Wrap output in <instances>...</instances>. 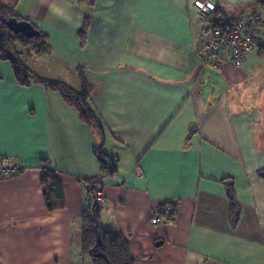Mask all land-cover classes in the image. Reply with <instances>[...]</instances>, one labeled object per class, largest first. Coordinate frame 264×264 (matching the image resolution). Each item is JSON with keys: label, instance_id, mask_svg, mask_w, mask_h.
Here are the masks:
<instances>
[{"label": "crops", "instance_id": "crops-1", "mask_svg": "<svg viewBox=\"0 0 264 264\" xmlns=\"http://www.w3.org/2000/svg\"><path fill=\"white\" fill-rule=\"evenodd\" d=\"M12 1L50 45L26 65L78 91L82 73L105 135L59 91L21 85L0 58V157L24 167L0 178V264H95L83 251V217L88 184L102 174L99 146L118 159L97 186L99 221L128 240L134 264H264L260 0H207L230 24L262 10V37L240 67L200 57L206 0ZM53 55L70 76L43 64ZM43 164L62 179V208L47 207ZM167 203L177 207L174 219L153 224Z\"/></svg>", "mask_w": 264, "mask_h": 264}, {"label": "trees", "instance_id": "trees-1", "mask_svg": "<svg viewBox=\"0 0 264 264\" xmlns=\"http://www.w3.org/2000/svg\"><path fill=\"white\" fill-rule=\"evenodd\" d=\"M10 3H12V0H0V58L9 60L12 63L16 78L21 85L30 86L32 81H36L59 91L68 103L80 110L84 122L104 137L105 129L90 103L91 85L82 73H80L82 89L78 91L66 82L38 75L22 60V53L19 51L18 43L22 44L21 46L23 47L27 44L35 43L31 48V52L39 56L47 55L50 52V45L45 33H42L38 38L27 39L9 28L7 21L10 18L25 19L17 13L15 6ZM261 4L264 5L263 3ZM207 22L209 27L213 28H226L230 24L221 9L207 16ZM200 39L201 34H199V44L201 43ZM95 152L102 174L88 184V193L96 196L98 191H100L97 187L98 184L117 171L118 159L107 154L103 146L96 147ZM41 168L43 170L42 185L47 207L49 210L64 207L65 194L62 179L54 169L44 164ZM99 203L101 204V202ZM165 205L172 207L173 212L170 215V220L174 219L176 205L167 203L159 208ZM100 212L101 207L99 211L95 209L92 211L87 210V214L83 217V251L93 258L95 264H134L128 240L122 234L114 233L104 228L99 221ZM239 218L240 207L238 201L231 197V219L234 223H237Z\"/></svg>", "mask_w": 264, "mask_h": 264}, {"label": "built area", "instance_id": "built-area-1", "mask_svg": "<svg viewBox=\"0 0 264 264\" xmlns=\"http://www.w3.org/2000/svg\"><path fill=\"white\" fill-rule=\"evenodd\" d=\"M212 10L209 1H204L198 6V15L209 13ZM263 13L257 9L252 14L242 15L237 21L229 24L226 28L206 27L201 31V43L198 53L204 63H214L218 61H229L235 66H243L247 54L255 48L261 39V27ZM24 167L18 158L4 155L0 157V178L13 177L20 174ZM90 200L104 201L102 191L97 195L88 193L87 210L92 211ZM172 207L165 205L158 208L152 216V223L160 225L170 220Z\"/></svg>", "mask_w": 264, "mask_h": 264}, {"label": "water", "instance_id": "water-1", "mask_svg": "<svg viewBox=\"0 0 264 264\" xmlns=\"http://www.w3.org/2000/svg\"><path fill=\"white\" fill-rule=\"evenodd\" d=\"M264 4V0H260ZM9 28L14 31L16 34L21 35L27 39L38 38L42 35V32L36 27L31 21L24 19L19 20L17 18H10L7 21ZM89 204H92L93 209L96 211L100 210L101 204L98 200H95L93 203L90 200Z\"/></svg>", "mask_w": 264, "mask_h": 264}, {"label": "rangeland", "instance_id": "rangeland-1", "mask_svg": "<svg viewBox=\"0 0 264 264\" xmlns=\"http://www.w3.org/2000/svg\"><path fill=\"white\" fill-rule=\"evenodd\" d=\"M207 1V0H206ZM13 5V1L12 3H10ZM214 11L211 10L209 13L206 14H202V15H198L199 17H204L207 20V16H209L211 13H213ZM35 43L32 44H27L25 47L21 46L22 44L18 43V48L19 51L22 53V60L24 61L23 58L27 57L29 55H34V52H31V48L34 46ZM25 62V61H24ZM43 64L45 66L50 67L51 70H53L54 72H56L57 74H66L67 76H70L69 74H71L70 68H69V64H67L66 62L60 60L59 58H55V56L53 55V57L51 58H47Z\"/></svg>", "mask_w": 264, "mask_h": 264}, {"label": "bare ground", "instance_id": "bare-ground-1", "mask_svg": "<svg viewBox=\"0 0 264 264\" xmlns=\"http://www.w3.org/2000/svg\"><path fill=\"white\" fill-rule=\"evenodd\" d=\"M38 28H39V27H38ZM87 199H88V196H87ZM94 201H95V200H94ZM94 201H93V202H94Z\"/></svg>", "mask_w": 264, "mask_h": 264}]
</instances>
